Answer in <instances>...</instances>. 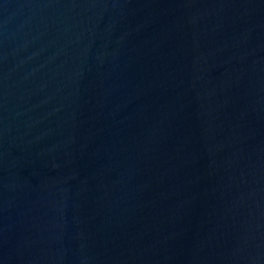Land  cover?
<instances>
[{
  "label": "water",
  "instance_id": "1",
  "mask_svg": "<svg viewBox=\"0 0 264 264\" xmlns=\"http://www.w3.org/2000/svg\"><path fill=\"white\" fill-rule=\"evenodd\" d=\"M0 264H264V0H0Z\"/></svg>",
  "mask_w": 264,
  "mask_h": 264
}]
</instances>
